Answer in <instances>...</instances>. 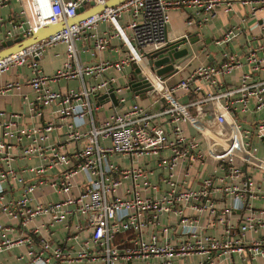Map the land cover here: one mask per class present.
Returning a JSON list of instances; mask_svg holds the SVG:
<instances>
[{"label": "built area", "instance_id": "built-area-1", "mask_svg": "<svg viewBox=\"0 0 264 264\" xmlns=\"http://www.w3.org/2000/svg\"><path fill=\"white\" fill-rule=\"evenodd\" d=\"M10 1L0 0V7ZM14 1L17 14L0 15V44L26 38L46 24L66 21L88 3L102 8L0 59V74L18 66L30 69L22 83L0 85V96L19 90L22 84L29 87L33 97L24 95L23 112L34 120L28 125L20 120L22 113L0 110V214L4 216L0 219V253L24 246L20 259L25 264H219L232 254L251 264L264 258V235L246 238L248 232L264 230V211L252 204L264 200V159L254 155L248 140L251 131L241 128L230 111L236 94L244 109L250 99L255 110L264 107V76L254 79L251 75L264 73V45L242 56L225 51L222 63H200L173 85L148 64L153 54L163 50L166 54L174 40H184L177 49L191 48L190 27L200 28L218 6L224 3L229 8L232 0H124L113 6H107L106 0ZM185 6L202 8L204 15L201 20L186 18L182 35L171 40L167 35L171 12ZM263 7L264 0H255L251 14ZM124 13L131 19L122 25ZM103 22L121 40L123 54L116 61L84 65L76 42L91 37V55L103 51L109 38L95 31L87 35ZM238 26L228 28L216 43L231 40ZM58 43L66 46L65 60L60 69L47 75L39 58L47 47ZM186 61L175 63L173 74L181 72ZM131 63L151 85L146 91L149 106L138 102L135 90L133 101H127L125 93L133 88L132 83L114 86L115 79L106 76L109 69L122 71ZM244 64L249 65V72L240 75L235 87L227 86L225 76ZM61 78L78 79L79 84L64 93L53 90L49 82ZM176 90L201 96L182 103ZM109 92L115 94L116 104L97 123L93 111L98 106L91 98ZM46 108L50 110L47 118ZM164 116L172 124V137L157 120ZM181 122L198 132L205 150L196 149L201 142L186 137ZM252 126L264 140V117ZM54 131L64 132L65 137L47 143ZM70 141L78 142L73 152L64 149ZM188 155L190 161L214 164L212 174L197 189H179L174 179L176 166ZM115 156L127 163L116 161ZM34 157L39 164L14 165ZM151 157L157 158L158 168L166 170L157 183L151 181L152 171L145 163ZM247 166L260 170L259 182L247 174ZM219 170L221 174L216 175ZM162 182L167 188L160 191ZM7 186L19 194L7 198ZM47 195L54 198L44 201ZM232 213H241L237 221L231 220ZM58 225L63 236L54 242ZM218 226L220 236L204 231Z\"/></svg>", "mask_w": 264, "mask_h": 264}, {"label": "crops", "instance_id": "crops-1", "mask_svg": "<svg viewBox=\"0 0 264 264\" xmlns=\"http://www.w3.org/2000/svg\"><path fill=\"white\" fill-rule=\"evenodd\" d=\"M246 3H242L241 0H232L231 5L228 8V5L222 4L215 9V13L211 16L205 23L202 24L200 28L196 25L190 27L191 35V50L192 54L190 58H187V61L183 63L185 67L183 70L177 74H169L164 76L167 79L169 85L175 84L180 78L186 77L190 71L200 63H222L224 60L223 53L227 51L228 54H236L242 56L250 48L258 47L259 45H264V7L262 9H257L255 14H251V9L254 5L255 0H244ZM85 9L91 8L90 3L85 5ZM10 11L14 14L19 11V7L14 0H11L8 4L0 7V15L6 17ZM204 13L202 8L185 6L183 9L171 12L170 23L167 28L168 38L173 40L179 38L184 31V20L188 17L194 16L196 19L201 20ZM131 16L129 13H124L120 19V23L125 25L129 22ZM242 20V21H241ZM233 25H239L238 33L227 43L218 44L216 41L222 37L228 28ZM96 32L99 35H104L109 38V43L103 51L97 52L94 56L91 55L92 39L91 37H83L76 42V45L79 49V58L82 64L92 65L101 60H112L116 61L123 54L124 47L121 43V40L115 34V31L108 22L100 23L96 29L88 31L87 35L91 32ZM1 45V44H0ZM180 48H183L181 46ZM66 57V46L63 43H58L52 46H49L45 49L42 56L39 58V63L42 67V70L45 74L51 75L56 70L60 69L63 65V62ZM186 60V59H185ZM249 65L244 64L242 67L235 69L230 74L226 75L224 80L227 86L235 87L240 82V75L243 72H249ZM254 79H260L264 76V73L260 72L259 74H251ZM30 76V69L27 66H18L10 68L4 73L0 74V85L7 81H18L23 82L26 78ZM107 77L115 79L114 86H124L133 83L136 81V74L134 71L133 63L124 67L122 71H116L114 69H109L106 72ZM220 80H222L220 78ZM78 79H66L61 78L57 81L49 82V86L56 91L62 93L66 92L69 89H74L78 86ZM134 89L136 87H133ZM131 89L126 91L125 97L128 102L133 101V95L137 94V100L142 105H150L151 99L147 96L146 92L141 91L138 86V90ZM134 91V92H132ZM134 93V94H133ZM175 96L182 103H188L200 97L201 94L193 95L192 93H187L183 90H176ZM24 95L28 98L33 97V92L26 85H21L19 90L9 91L4 95L0 96V110H6L9 112H20L22 116L20 120L25 124L31 125L34 120L29 116L27 112H23L24 107ZM104 93L95 95L91 98L92 103L98 106V109L94 110V118L97 123L102 122L107 118L111 111L113 110L112 99L109 96H103ZM107 95V94H106ZM116 97V96H115ZM155 109L154 107H152ZM49 108L45 109L44 117L49 116ZM231 114L238 120L241 125V128L249 129L251 135L248 137V140L251 141L252 147L255 148L254 155L257 158L264 159V140L257 137V133L253 131V123L264 117V107L260 110H255V102L250 99L247 105V109H244L242 103L239 101V95L232 96V108L230 109ZM168 131L170 137H172V124L167 116L160 117L157 119ZM181 128L183 129L184 135L188 138H195L197 142L201 144L196 149H206L205 143L202 141V137L198 132L187 122L180 123ZM1 135V132H0ZM65 137L64 132L59 131L53 132V135L47 141V143H54L59 139ZM104 145L108 144L107 141L102 142ZM78 146L77 141H70V143L64 147L67 152H73ZM181 147L184 148V145L181 144ZM195 153V151H192ZM116 161H120L116 156L114 157ZM156 157L149 158L145 161L147 167L152 171L150 179L152 182H158L161 175L166 174V170L158 168L156 165ZM124 163L127 161L121 160ZM40 163V160L36 157L28 158L24 160H18L14 165L21 164H30L37 165ZM213 161H202L198 160H189V155L176 166V174L174 176L175 181L178 183L179 189H197L201 186L203 179L212 174L213 172ZM221 170L217 171L216 175L221 174ZM246 172L250 175L254 181L259 182L261 179L260 170L253 166H247ZM187 173V175H185ZM167 188L166 183H161L159 185L160 191H163ZM155 195L159 194V191H154ZM19 194V191L12 186H7L6 197H16ZM53 195H47L43 197V200L53 199ZM222 199H219V203ZM218 203V204H219ZM253 206L260 208L264 211V200H255L253 201ZM188 213H190L188 211ZM241 213H232L231 220L237 221ZM203 215L201 217L202 224L206 223V218ZM4 216L0 214V219L4 220ZM6 220V219H5ZM41 219H37V222H40ZM59 230L57 229L54 242L59 241L63 232L61 227L58 225ZM205 233L213 236H220L221 229L220 227H209L206 228ZM264 230L261 233L248 232L246 238L248 240L254 239L258 236H263ZM24 246H17L10 249H7L0 253V264H25V259H20V255L24 251ZM189 260V259H188ZM190 261V260H189ZM188 263V262H187ZM178 264V263H177ZM219 264H249L244 263L237 254H232L229 258L222 260ZM251 264H264V258H257Z\"/></svg>", "mask_w": 264, "mask_h": 264}, {"label": "water", "instance_id": "water-1", "mask_svg": "<svg viewBox=\"0 0 264 264\" xmlns=\"http://www.w3.org/2000/svg\"><path fill=\"white\" fill-rule=\"evenodd\" d=\"M123 1L124 0H106V5L113 6ZM90 5L91 8L89 9H85L83 6L79 7L77 9L76 15L67 19L66 21L46 24L40 27L38 30L32 32L31 35L26 38H17L14 40H7L5 42H2L1 44L2 48L0 49V59H3L15 52L23 50L45 39L46 37H48L53 33L59 32L60 30L64 29L67 25L78 23L80 20L98 12L102 8L100 4L90 3ZM46 12H48V8L46 9ZM183 41H184L183 39H177L172 41L171 43H169L168 48L165 49L168 50L166 51V54L163 53L164 51L163 50L153 54L151 57H155L154 59L151 58L148 59V64L150 68L152 70H155V73L157 75L164 77L169 74H173L176 71V69L173 67L175 63H179L187 58H190L192 54V50L189 46H185L181 49H177V47L181 45ZM133 66L136 74V82L132 83L131 86L136 87L135 88L136 90H138L139 88L143 92L151 90V85H149L147 80L141 74L139 68L134 63ZM103 96H109L112 99L113 103L114 104L116 103V97L113 92H109L108 95L105 94Z\"/></svg>", "mask_w": 264, "mask_h": 264}, {"label": "trees", "instance_id": "trees-1", "mask_svg": "<svg viewBox=\"0 0 264 264\" xmlns=\"http://www.w3.org/2000/svg\"><path fill=\"white\" fill-rule=\"evenodd\" d=\"M2 48V46L0 45V49Z\"/></svg>", "mask_w": 264, "mask_h": 264}]
</instances>
